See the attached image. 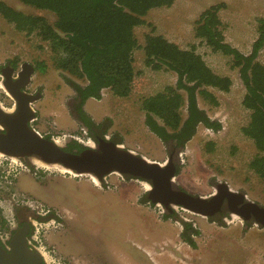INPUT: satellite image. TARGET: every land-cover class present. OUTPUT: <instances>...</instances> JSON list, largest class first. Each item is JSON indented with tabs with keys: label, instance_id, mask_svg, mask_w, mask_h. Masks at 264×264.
<instances>
[{
	"label": "rangeland",
	"instance_id": "obj_1",
	"mask_svg": "<svg viewBox=\"0 0 264 264\" xmlns=\"http://www.w3.org/2000/svg\"><path fill=\"white\" fill-rule=\"evenodd\" d=\"M3 1L26 14L45 16L51 23L57 19L54 12L22 0ZM222 3L225 5L218 16L226 41L240 52L250 54L260 36L259 18L264 19V0H174L170 6L152 8L144 16L145 23L134 28L139 46L133 56L137 75L131 93L119 97L106 88L100 98H89L84 106L96 122L108 124L107 138L138 155L164 163L168 158L166 147L146 125L141 103L143 98L175 84L177 75L171 70L147 66L143 46L146 35L155 33L181 48L194 47L216 73L229 76L232 85L230 91L210 88L218 98V105L198 96L199 106L212 119L219 120L222 127L216 132L204 125L198 127L176 156L179 171L175 183L193 194L209 196L219 183L225 182L248 200L264 206V179L250 167L259 151L241 129L249 123L251 110L243 105L247 89L240 69L234 66L232 55L213 51L195 36V23L202 12ZM258 51L257 58L264 65V44ZM14 58L19 67L24 62L35 66L28 91L41 92V98L32 103L36 111L32 127L64 147L71 140L85 147L97 146L81 129L72 110L75 91L71 81L82 85L85 81L56 66V54L49 41L36 33L17 30L0 14V82H3L1 68ZM39 62H44L45 67L39 68ZM10 99L4 86L0 87L1 103L12 107ZM182 114L186 117V106ZM210 141L214 142L212 151L208 150ZM43 165L46 164L34 157L12 160L0 154V173L15 170V198L11 194L13 189L6 198L15 206L30 204L32 243L50 264L53 262L48 252L53 250L66 264H131L132 258L140 256L142 260L148 257L143 264H264V225L253 219L248 222L228 210L213 218L179 206L168 210L148 201L150 181L118 172L99 180L89 174H72L57 165L48 168ZM21 177H26L22 180L24 187ZM39 179L48 183L44 185ZM28 187L41 200L31 195ZM44 203L56 206L54 218L38 217L49 208ZM185 223L199 233L195 235V247L182 241Z\"/></svg>",
	"mask_w": 264,
	"mask_h": 264
},
{
	"label": "trees",
	"instance_id": "obj_2",
	"mask_svg": "<svg viewBox=\"0 0 264 264\" xmlns=\"http://www.w3.org/2000/svg\"><path fill=\"white\" fill-rule=\"evenodd\" d=\"M22 1L54 12L56 21L51 23L45 16L26 14L3 0H0V14L17 30L26 34L36 33L49 41L56 54V66L85 81L84 85L71 81L75 91L73 113L89 128L94 139L98 135L103 136L108 124H96L92 120L84 109L86 100L100 98L106 88L119 97H127L131 93L137 75L133 56L139 46L134 28L145 23L144 16L152 8L170 6L174 0ZM224 5L215 4L202 12L195 23V36L213 51L232 55L234 66L240 69L247 89L243 105L251 110L249 123L241 129L259 151L250 167L264 179V65L257 58L258 50L264 44V19L259 18L260 36L253 51L245 54L225 39L223 22L218 16ZM143 48L147 66L154 70H171L177 75L175 84L143 98L141 103L146 113V125L162 140L168 156L173 154L176 157L201 124L214 131L221 129V122L212 119L199 106L198 96L218 105V98L210 88L230 91L232 79L216 73L194 47L181 48L161 34H147ZM17 63L13 61L15 67ZM38 67H45L44 62H39ZM184 106L186 117L182 114ZM94 127L99 129L96 135ZM208 145V150L212 151L214 142L210 141ZM65 148L81 151L86 147L77 140H71ZM178 171L177 165L176 173ZM185 225L191 227V224Z\"/></svg>",
	"mask_w": 264,
	"mask_h": 264
},
{
	"label": "water",
	"instance_id": "obj_3",
	"mask_svg": "<svg viewBox=\"0 0 264 264\" xmlns=\"http://www.w3.org/2000/svg\"><path fill=\"white\" fill-rule=\"evenodd\" d=\"M34 72L35 66L24 62L15 83L9 74L3 81L7 92L16 100V108L9 113L0 107V153L16 158H38L77 175H94L99 180L113 172L131 175L150 181L151 188L147 193L149 200L168 210L172 206H179L207 217L228 210L230 214H239L247 221L253 219L264 225V207L247 200L245 194L231 189L225 182L219 183L209 196L193 194L179 187L174 180L177 163L173 154L161 163L106 139H100L96 147L69 151L55 139L46 137L30 124L36 117L32 103L41 98V92L28 93L21 89L30 84ZM225 202L227 208L222 207ZM29 227L26 222L16 230L9 249L0 243V264H40L43 261L42 254L28 244Z\"/></svg>",
	"mask_w": 264,
	"mask_h": 264
},
{
	"label": "flooded vegetation",
	"instance_id": "obj_4",
	"mask_svg": "<svg viewBox=\"0 0 264 264\" xmlns=\"http://www.w3.org/2000/svg\"><path fill=\"white\" fill-rule=\"evenodd\" d=\"M15 58L14 59H11L8 61V63H6L2 68H1V71H2V75H3V81L6 79V75H10L12 77V80L14 81H17L19 79V73L20 71L22 70V65L19 67V64L17 63V66L15 67V65L13 64V61L15 62ZM5 89V88H4ZM23 91H26L28 93H33V92H30L28 91V86H24L21 88ZM6 90V89H5ZM39 91H34V93H37ZM8 93V92H7ZM11 96V95H10ZM88 100V99H87ZM10 104L12 105V107H7V106H4V103L0 101V107L5 111V112H14L15 110V107H16V100L13 96H11V99H10ZM5 103H7V101H5ZM73 108V107H72ZM84 109H85V106H84ZM74 111V109H72ZM86 110V109H85ZM87 112V111H86ZM88 113V112H87ZM89 114V113H88ZM90 115V114H89ZM90 117L92 118V120L96 123V124H103L104 122H101V123H98L96 122L93 117L90 115ZM36 118V117H35ZM34 118V119H35ZM33 119V120H34ZM32 120V121H33ZM78 120V119H77ZM79 121V120H78ZM80 122V121H79ZM31 124V122H30ZM80 125H81V129L84 131V133L86 135H88L92 140H93V143L95 142V144H99V141L100 139H106V140H111L108 137L107 133L105 132L103 134V136H97L96 139H94L93 136H91V133L89 131V128L87 126H85L83 123L80 122ZM203 125V124H201ZM200 125V126H201ZM32 126V125H31ZM205 126V125H204ZM206 128L210 129V130H213L211 127H208V126H205ZM94 131H95V135L98 133L99 129L98 128H93ZM219 131V130H218ZM214 132V130H213ZM216 132V131H215ZM80 140V139H79ZM82 140V139H81ZM80 140V141H81ZM57 141V140H56ZM117 142V141H116ZM96 147V146H95ZM77 151V150H75ZM1 155H4L2 153H0ZM7 156L8 158H11L12 160H14L16 157H12V156H8V155H5ZM18 159V158H17ZM20 159V158H19ZM21 159H24V158H21ZM11 169V168H10ZM12 171H13V174H12ZM111 174V173H110ZM83 175V174H82ZM91 175V174H89ZM26 176V175H25ZM26 178V177H25ZM24 178V179H25ZM22 177L20 179V182H21V185L24 187L23 185V181L24 180ZM15 170H13V168L11 170H8V173L6 174H3V172L0 173V194L2 195L1 198H0V243L7 249H9L10 247V241L11 239L13 238L15 232L17 229H19L21 226H23L24 224H26V222L29 224V231L27 233V239H28V244L31 248H33L34 250H37V246L32 243V238H33V234H32V224L30 223V217L31 215V206L30 204H17L15 206V204H11L9 202L10 199L6 198L7 197V194L8 192H10L12 189H13V192H11L12 194V197L15 198ZM41 180L44 185L45 182H44V179H39ZM42 185V186H44ZM41 186V187H42ZM4 187H7V190H4L3 188ZM37 188H41L40 186H35ZM29 189V193L33 196H35L37 199L41 200L40 198L37 197L36 194L33 193V189H31L30 187H28ZM32 197V196H31ZM248 200V199H247ZM151 202V201H150ZM152 203V202H151ZM45 204V203H44ZM239 204V203H238ZM28 205V206H27ZM45 205H47L49 208L47 210L46 213H43V216H38L39 218L41 219H47V218H54L56 215V211H58L56 209V206L55 205H52V204H48L46 203ZM241 205V204H239ZM238 205V206H239ZM259 205V204H258ZM263 206V205H261ZM224 208H227V203L225 202L224 203V206H222ZM264 207V206H263ZM223 212H225V210H221L220 212H218L217 214H215V216L217 215H220L222 214ZM38 213L40 214L41 212L38 211ZM193 213V212H192ZM230 213V212H229ZM172 213H170L171 215ZM172 216V215H171ZM172 218V217H171ZM247 221V220H246ZM249 222V221H248ZM196 234H199L196 232V230L193 228V226L191 225V227L189 228L188 226H186V229L184 232L181 233V238H182V241L187 243L189 246L191 247H195L196 246V241H195V235ZM195 245V246H194ZM173 248H176L178 249V247H173ZM142 252V251H140ZM41 253V252H40ZM55 251L53 250V252L49 251L48 252V255L50 256V258L52 257V262L53 264H66L64 262V260H62V258L58 255H54ZM59 253H61L62 255H64V252H62L61 250H59ZM138 253V251H137ZM143 253V252H142ZM141 253V254H142ZM42 254V253H41ZM132 257H136L135 254H131ZM145 255V253H144ZM187 255V254H186ZM43 256V254H42ZM188 257V255H187ZM148 257L145 256V260L148 262V260L146 259ZM149 258L152 259V257L150 256ZM189 258V257H188ZM145 260H143V262L145 263ZM57 261V262H56ZM173 261V260H172ZM131 263V262H130ZM40 264H50L47 260H46V257L45 255L43 256V261L40 263ZM134 264V263H133ZM148 264V263H147ZM155 264H158V263H155ZM175 264V263H174Z\"/></svg>",
	"mask_w": 264,
	"mask_h": 264
},
{
	"label": "crops",
	"instance_id": "obj_5",
	"mask_svg": "<svg viewBox=\"0 0 264 264\" xmlns=\"http://www.w3.org/2000/svg\"><path fill=\"white\" fill-rule=\"evenodd\" d=\"M86 111H87V110H86ZM105 259H106V261H108V262L110 261V258H109V259L105 258ZM132 260H133V261H131V264H133V263H134V264H143V260L141 259V256H140L139 258H137V257H136V258H132ZM136 261H137L138 263H137Z\"/></svg>",
	"mask_w": 264,
	"mask_h": 264
},
{
	"label": "bare ground",
	"instance_id": "obj_6",
	"mask_svg": "<svg viewBox=\"0 0 264 264\" xmlns=\"http://www.w3.org/2000/svg\"><path fill=\"white\" fill-rule=\"evenodd\" d=\"M58 143V142H57ZM59 144V143H58ZM36 159H38V158H36ZM41 161V160H40ZM42 162V161H41ZM44 163V162H43ZM46 164V163H45ZM49 164H46V165H43V167H46V168H48L49 166H48ZM51 166H56V165H51ZM60 167V166H59ZM61 168H62V170H64V171H67V172H71L70 170H68V169H65L64 167H62L61 166ZM72 173V172H71ZM76 175V174H75ZM91 177L93 178V177H95L96 179H98L96 176H94V175H91ZM98 183V182H97ZM116 230V229H115ZM237 253V252H236Z\"/></svg>",
	"mask_w": 264,
	"mask_h": 264
},
{
	"label": "built area",
	"instance_id": "obj_7",
	"mask_svg": "<svg viewBox=\"0 0 264 264\" xmlns=\"http://www.w3.org/2000/svg\"><path fill=\"white\" fill-rule=\"evenodd\" d=\"M3 82H0V87H3V84H2ZM209 131H213V130H210V129H208Z\"/></svg>",
	"mask_w": 264,
	"mask_h": 264
},
{
	"label": "clouds",
	"instance_id": "obj_8",
	"mask_svg": "<svg viewBox=\"0 0 264 264\" xmlns=\"http://www.w3.org/2000/svg\"><path fill=\"white\" fill-rule=\"evenodd\" d=\"M3 86H4V85H3ZM4 88H5V87H4ZM5 91H7V90H5ZM8 94H9V93H8ZM9 95H10V94H9ZM39 132H40V131H39ZM53 139H54V138H53ZM55 140H56V139H55ZM72 174H75V173L72 172ZM76 175H77V174H76ZM158 205H159V204H158Z\"/></svg>",
	"mask_w": 264,
	"mask_h": 264
}]
</instances>
